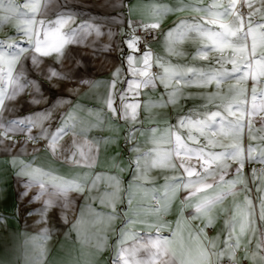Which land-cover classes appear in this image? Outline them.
<instances>
[{
    "label": "snow or ice",
    "instance_id": "6c2138e0",
    "mask_svg": "<svg viewBox=\"0 0 264 264\" xmlns=\"http://www.w3.org/2000/svg\"><path fill=\"white\" fill-rule=\"evenodd\" d=\"M52 0H26L23 4H17L16 0H0V29L7 24H13L15 34L0 40V145L4 144V139H10V133L17 131L30 132L33 127H37L44 119L51 116V110L46 109L39 115L38 119L29 118L24 120H10L7 125L3 122V112L5 111V100H14L25 88L32 87L35 92H40L39 84L35 80H27L21 64L20 71L16 72V65L22 59H30L33 66L39 67L42 60L39 57H46L53 52L58 59L64 56V49L67 45L81 44L84 39L95 31L96 35H101L100 28L93 24H83L79 29L73 28L65 32V27L73 21L74 17L69 13H59L55 19H47L48 5ZM259 7L255 6L253 0H228L225 4L220 0H212L205 7L199 3L181 4L176 8L155 7L153 15L154 22L148 24L134 25L128 22L131 32L125 40L129 53L124 57L127 64L126 75L132 77L130 80H119L122 69L116 68L113 72V79L108 84V94L103 98V104L107 112L92 113L95 122L86 121L77 116L78 108L65 113V118L61 120L60 126L54 133L43 130L41 136L48 141L47 148L57 156L58 141L65 135H71V146L60 149V155L65 163L75 167L87 168L89 171L77 173L72 178H65L58 175L54 169H44L34 167L31 163L21 162L16 175L22 179L21 186L25 189L20 193V197H27L32 188H38L39 192L32 196L30 203L43 201V207L38 210L37 215L41 217L38 224H47V213L53 207L61 209V218L65 223H69L68 214L74 216L71 222V229L77 233L78 240L82 247H92L97 254L108 248L109 233L117 237L114 245V256L112 264H221L225 258L230 264H238L236 260L237 251L241 248L243 238L251 233L248 238V245L252 244V237L256 238L255 250L251 251L245 245V260H250L251 264H264V195L259 199V211L253 206V201L248 196L245 197V208L241 212L240 206H236V211L230 214V219L225 220L226 235L223 246H218L219 236L207 239L205 229L214 223L209 216L212 209L224 201L229 195H235L233 189L238 183L247 184L244 181L242 170L244 168L245 149L241 143V137L248 128L251 138L253 121L249 119L245 124V116H256L264 113V100L257 106V87L264 89V0H258ZM240 6L238 8L237 6ZM115 7V5H113ZM243 7L249 9L248 12L240 10ZM191 11L198 14V19L181 20L176 26L165 33V45L170 55H183L175 50V45L182 43L191 34L195 33L202 41L206 42L203 48L197 50V56L208 59L212 53L220 55L215 60L219 67L209 66L208 68H190L173 65L164 58L155 55L147 43L146 37L136 34L137 28H143L145 32L149 29L160 28L161 18L169 12ZM203 15H199V14ZM260 15L259 21H253V17ZM215 25L216 28L208 27ZM111 35V33H109ZM250 41V43H249ZM143 43L144 50L140 45ZM25 44L27 46H25ZM259 48V51H258ZM229 50V55L225 51ZM123 51V50H121ZM137 53H140L137 55ZM38 54V55H37ZM231 64V69L226 65ZM153 66L162 69L161 73H154ZM190 77V78H189ZM49 80L56 78L66 80V74L49 69L47 77ZM251 79L254 83L251 87V110L245 108L247 103V87L241 86ZM126 83L127 87L119 92V106L116 105L117 93L115 91L117 82ZM22 81H24L22 83ZM157 81L161 84L165 93L161 94L159 100L149 99L143 103V109L147 112L153 108H165L175 105L182 92V87L196 86L204 87L215 84L216 91L206 94L208 102H212L221 95V86L230 84L228 92L232 93L228 103L218 105V110L196 114L180 116L175 125H169L159 137L156 136V128L149 129L152 134L149 143L152 147L147 151L135 143L137 135H144V130L137 128L139 121V109L141 103L134 101L128 103L131 93L133 97L140 95V89L157 87ZM81 83L89 84V81L82 80ZM264 96V91L261 92ZM166 97V98H165ZM32 103L41 101L33 97ZM63 103V102H62ZM223 109L221 111L220 109ZM125 121L128 127L125 136L126 143L131 144L129 149L135 153L128 161V169L115 167L123 172L130 170V179L125 186V182L118 174L107 172L93 173L91 171L97 164L98 156L102 145L113 142L112 138H92L89 139L87 133L93 128L104 130L105 123L109 130H112L113 123ZM27 125L21 128V125ZM264 130V119L261 120ZM187 130L185 136L181 130ZM198 133V135H197ZM223 137L232 142L224 145L214 137ZM200 137L204 138L201 144ZM29 140L35 142L40 137L29 136ZM264 139V137H260ZM192 144L198 145L192 147ZM174 145V147L164 148L163 145ZM223 147L221 152L210 151L214 147ZM255 151L251 146L247 149V159H257L264 163V149H261L258 158L253 157ZM59 158V157H57ZM17 157L12 158V166L16 167ZM234 161L239 166L234 170L235 179L225 181L229 165L227 161ZM195 161L196 163H193ZM218 163L217 169L210 170L212 163ZM170 167L180 171V175L172 178L165 177L166 183L162 189L155 186L146 187L152 181L148 173L153 168ZM264 173V169L261 170ZM228 186V191L219 192L213 196H205L199 199L194 205L190 204V198L199 192L213 188V183H208V178H215ZM253 178L256 177V170H253ZM195 177V179H193ZM170 181V182H169ZM103 185V189L101 188ZM184 190L188 193L181 201L180 215L177 219L179 228L183 217L184 207H193L194 213L191 220L206 219L204 227L195 230V238L200 239L205 236L207 243H201L195 256L191 252L184 251L182 237L177 231H173L171 238L164 237L160 233L168 227L162 220L171 208L176 194ZM260 191V189H257ZM143 193L146 198H150L152 204L146 211L157 216V221L151 223L141 219L140 209L142 205L133 207V201L138 193ZM70 193H77L83 198V205L77 206L70 198ZM45 197H47L45 199ZM106 209L98 211L93 207L94 203ZM120 205H124L119 209ZM239 213V220L237 214ZM32 215V213H29ZM0 217V220H3ZM121 221V227L117 231L114 228L115 221ZM143 224L147 228L155 229L156 235L148 236L143 241L131 226ZM238 229V231H237ZM51 238L50 229L44 227L36 236L28 237L26 245H31L32 251L26 249L24 264H44L47 255L46 242ZM129 239L139 241L128 246ZM143 249L147 252V258L136 259V254ZM91 264V262H86Z\"/></svg>",
    "mask_w": 264,
    "mask_h": 264
},
{
    "label": "crops",
    "instance_id": "0c3cea01",
    "mask_svg": "<svg viewBox=\"0 0 264 264\" xmlns=\"http://www.w3.org/2000/svg\"><path fill=\"white\" fill-rule=\"evenodd\" d=\"M26 0H16L17 4H23ZM212 0H52L48 5L47 19H55L59 13H69L74 19L64 29L65 32L70 29H79L83 24H93L100 28L101 35H96L93 31L88 35L81 44L67 45L64 49V56L58 59L57 54L53 52L46 57H39L43 61L39 67L33 66L30 59L21 60L20 64L16 65L15 71H20L21 64H23V70L27 80H35L40 87V92L37 93L32 87H27L20 93L14 100H5V111L3 112V122L7 125L10 120H24L29 118L38 119L39 115L45 112L46 109L51 110V116L48 119H44L37 127H33L30 132L17 131L14 134L10 133V139H4V144L0 145V264H24L25 251L31 253V245H26L25 241L28 237L36 236L40 233L41 229L47 227L50 229L51 238L46 242L47 255L44 259V264H112V257L114 256V245L117 237L109 233L108 236V248L102 253L97 254L92 247H82L78 240L77 233L71 229V222L74 219L73 214H68L69 223H65L61 218V209L59 207H53L49 209L47 213V224H38L37 221L41 219L37 212L43 207V201H36L30 203L32 196L39 192L38 188H32L29 191L27 197H20V193L25 189L21 186L22 179L18 178L16 173L21 166V162L24 164L31 163L34 167H40L44 169H54L58 175L65 178H72L77 173H83L89 171L87 168L75 167L71 164L65 163L63 157L60 155V149L68 148L71 146L72 136L65 135L58 141L57 156L48 150V141L41 136L43 130H47L48 133H54L60 126L61 120L65 118V113L71 111L74 108H78L77 116L86 121L92 123L95 122V117L90 116L89 112L96 113L103 111L109 116L107 108L103 104V98L108 94V84L113 79V72L116 68L122 69V75L119 80H130L131 76L126 75L127 64L124 57L129 53V50L125 44V40L128 38L131 29L128 27V22L131 21L134 25L148 24L154 22L156 17L153 15L155 7H170L176 8L181 4H193L199 3V6L205 7L210 4ZM220 2L227 3L228 0H220ZM256 7H259L258 0H253ZM43 3V0H42ZM115 5V7L113 6ZM53 6V7H52ZM240 8V6H237ZM240 10L245 13L249 11L247 7H243ZM199 15H203L202 13ZM193 18L198 19V14L191 11L169 12L166 16L161 18L160 28L155 29L157 31L155 40L150 44L151 50L155 55L164 58L166 61L171 62L173 65L186 66L190 68H208L219 67L215 64V60L220 55L219 53H212L208 59H203L197 56V50L205 46L204 41L196 36L195 33L191 34L182 43L175 45L177 52L183 53V55H170L167 52L165 45V33L174 28L181 20L191 21ZM253 21H259L260 15L257 14L252 18ZM208 27L216 28L215 25H208ZM140 28V27H138ZM137 28V29H138ZM143 29V28H141ZM111 33V35H109ZM15 34V27L13 24H7L0 29V40L5 37ZM250 43V41H249ZM123 50V51H121ZM259 51V48H258ZM225 55H229V50H226ZM38 55V54H37ZM137 55H139L137 53ZM231 69L232 65H226ZM157 70V73H161L162 69L153 66ZM49 69H54L57 72L66 74L69 79L58 80L52 78L49 80ZM153 71V70H152ZM154 72V71H153ZM155 73V72H154ZM190 78V77H189ZM82 80L89 81V84L81 83ZM118 80L116 86L117 100L116 105L119 106V92L127 87L126 83H120ZM24 81H22L23 83ZM234 81L223 84L221 86V95L212 102H208L205 98L206 94L216 91L215 84L204 87L196 86H181L182 92L178 102L175 105H169L165 108L156 107L150 111L143 109V103L149 99L156 101L161 98V94L165 93L164 87L157 81V87L142 88L140 89V95L133 97L129 94L128 103L139 101L141 108L139 111V121L136 124L137 128L144 130V135H137L135 143L141 146V149L147 151L152 147L149 140L152 134L149 129L156 128V136L159 137L163 134L164 130L169 125H175L178 117L193 114L194 118L196 114H202L205 112H211L218 110V105L228 103L231 99L232 93L228 92L230 84ZM253 81L249 79L246 84L241 86L247 87L246 97L247 103L245 108L251 110V87ZM264 91L260 86L257 87V100L256 104L259 108L261 100H264V96L261 92ZM35 97L40 100V103H32V99ZM166 98V97H165ZM63 102V103H62ZM223 111V109H220ZM251 119L253 121L252 135L256 138H251L248 128L241 137L242 146L245 149L244 153V168L242 175L244 181L247 184L245 188L244 183H238L233 191L235 195L227 196L224 201L217 204L209 214L213 218L214 223L211 227L205 229V236L207 239H212L219 236L218 246H223V240L225 239V220L230 219V214L236 211V206H240V211L244 210L245 197L248 196L253 201V206L256 208V212L259 211V197L264 195V173L261 172L264 169V163L258 162L257 159L248 160L247 149L251 146L255 151L252 153L253 157L258 158L261 153V149H264V130L262 129L261 120L264 119V113H259L256 116H245V124ZM21 128H26L27 125H21ZM104 130L93 128L87 133L89 139L92 138H109L111 137L113 142L107 145H102L98 156L97 164L91 169L93 173L107 172L112 174H118L121 176L127 185L130 179V170L120 172L115 165H119V168L128 169L129 159L135 155L131 153L129 149L131 144L126 143L125 136L128 131V127L125 121H116L113 123L112 130H109L107 123L103 126ZM181 132L187 136V130L182 129ZM198 135V133H197ZM29 136L40 137L35 142L28 139ZM2 139V138H0ZM215 140L220 141L222 144L227 145L232 141L223 137H214ZM201 144L204 143V138L200 137ZM192 147H197L191 141H188ZM164 148L174 147V145H163ZM225 149L217 146L211 148L210 151L221 152ZM17 157L16 167L12 166V158ZM59 157V158H57ZM193 163H196L193 161ZM218 163H212L210 170L217 169ZM229 167L227 169V175L224 180L229 181L235 179V169L239 166L234 161L226 162ZM256 170V177L253 178V170ZM180 171L170 167L153 168L148 173L152 183L146 185V187L155 186L157 189H162V186L166 183L165 177L172 178L179 176ZM195 179V177H193ZM170 182V181H169ZM208 183H213V188L206 189L203 192L197 193L190 198L189 203L194 205L199 199L205 196H213L222 191H228V186L218 181V175L213 178H208ZM103 189V185H101ZM260 189L258 191L257 189ZM10 191V192H9ZM188 195L184 190L179 191L176 194L175 199L172 202V208L167 215L162 217V220L168 224L160 235L171 238L173 231H177L178 235L182 237V243L184 245L185 252H191L193 256L196 255L201 243H207L205 236H201L200 239L195 238V230L197 228L204 227V223L207 218L199 220H191L190 217L194 213L193 207H184L183 217L179 228H177V219L180 215V209L182 207L181 201ZM47 197H45L46 199ZM76 205H83L84 200L77 193H70ZM137 204L142 205L140 209L141 219L147 220L151 223L157 221V216L146 211L148 206L152 204L150 198H146L144 194L138 193L136 199L133 201V207ZM98 211H106L99 203H94ZM124 205H120L119 209H122ZM32 213V215H29ZM239 213L237 214V220H239ZM121 227V221L117 220L114 223V228L118 231ZM132 229L139 234V237L146 241L148 236H155V229L147 228L143 224H136L131 226ZM238 231V229H237ZM251 237V233L243 238L242 246L237 251V262L245 260V245L249 249V255L251 251L255 250L256 238L252 237V244L248 245V238ZM139 241H133L129 239L128 246ZM136 259L147 258V252L141 249L136 254ZM224 260H227L225 258ZM248 264H251L250 260H247ZM259 264V261H257Z\"/></svg>",
    "mask_w": 264,
    "mask_h": 264
},
{
    "label": "built area",
    "instance_id": "2783aa9c",
    "mask_svg": "<svg viewBox=\"0 0 264 264\" xmlns=\"http://www.w3.org/2000/svg\"><path fill=\"white\" fill-rule=\"evenodd\" d=\"M136 34L141 36V37H146L147 43L150 45L155 40L157 31L149 29L147 32H145L144 29L138 28ZM140 47H141V50L143 51L144 50L143 43L140 45ZM138 54H140V53H138ZM221 264H230V262H228L227 260H224L221 262ZM238 264H248V261L247 260H241L238 262Z\"/></svg>",
    "mask_w": 264,
    "mask_h": 264
},
{
    "label": "bare ground",
    "instance_id": "6f19581e",
    "mask_svg": "<svg viewBox=\"0 0 264 264\" xmlns=\"http://www.w3.org/2000/svg\"><path fill=\"white\" fill-rule=\"evenodd\" d=\"M155 73H157V70L155 68L152 69ZM10 192V191H9Z\"/></svg>",
    "mask_w": 264,
    "mask_h": 264
},
{
    "label": "rangeland",
    "instance_id": "374dc122",
    "mask_svg": "<svg viewBox=\"0 0 264 264\" xmlns=\"http://www.w3.org/2000/svg\"><path fill=\"white\" fill-rule=\"evenodd\" d=\"M53 7V6H52ZM25 46H27L26 44H25ZM23 60V59H22Z\"/></svg>",
    "mask_w": 264,
    "mask_h": 264
}]
</instances>
